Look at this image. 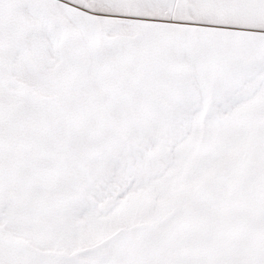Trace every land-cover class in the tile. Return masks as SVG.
I'll return each instance as SVG.
<instances>
[{
	"label": "snow or ice",
	"instance_id": "snow-or-ice-1",
	"mask_svg": "<svg viewBox=\"0 0 264 264\" xmlns=\"http://www.w3.org/2000/svg\"><path fill=\"white\" fill-rule=\"evenodd\" d=\"M0 264H264V0H0Z\"/></svg>",
	"mask_w": 264,
	"mask_h": 264
}]
</instances>
